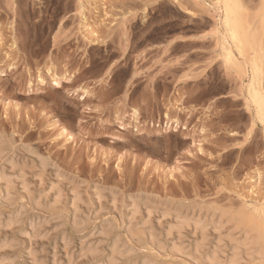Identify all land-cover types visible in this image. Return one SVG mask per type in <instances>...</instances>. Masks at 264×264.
<instances>
[{"label": "rangeland", "instance_id": "1", "mask_svg": "<svg viewBox=\"0 0 264 264\" xmlns=\"http://www.w3.org/2000/svg\"><path fill=\"white\" fill-rule=\"evenodd\" d=\"M178 1L179 3L173 0H0V154L3 155L0 157V219L2 218L0 220L2 221L0 222V250L3 245L5 246V249L0 252V264H99L98 262L101 264L103 261L108 264L105 258L109 260L110 257L115 258L114 264H119L120 261L122 262L120 264H132L135 261V264L144 262L156 264L155 261L159 258L157 264H167V262L168 264H187L186 261L188 264H202L193 254L195 249L192 248L197 249V245L199 248H204L200 253H206L203 255L201 253V261H205L217 249L223 248L225 250L221 249L219 252L225 253L218 254L224 264H228L230 258L227 261L226 256L231 257L229 255L233 253L235 243L234 245L226 243V240L220 243V237H223L227 228L223 229L224 231L221 229L220 233L217 230L218 233L215 234V222L218 220L210 215L218 207L236 209L244 206L246 209L247 207L253 209L264 203V148L260 150L257 145L252 144L238 151H229L228 144L232 142L223 138L224 136L219 132V126L212 125L206 131L196 117L197 108L182 107V101L179 100L180 95H177L175 99L164 98L160 104L162 105L160 114H157L153 107L156 106L157 101L148 95L147 100L149 101L144 102L147 105L141 110H138L130 101L120 102L118 98H112L106 118L92 119L88 115L89 112L98 110L95 107L94 111H91L92 108L88 102V98L93 96L89 90V85H93V80L97 82V89L109 88L119 92L126 86L131 88L136 82L131 81L130 67L133 63V55L138 54V51L151 47L152 43L166 36H180L184 31L185 33H196L205 30L211 20L215 21L213 15L206 11L199 1V3L194 0ZM242 2L248 6V9L246 8L248 20H252L264 7L263 0H242ZM81 10L87 19L85 27H82L80 22L79 12ZM90 38H96L100 43L91 47ZM119 59H125L127 65L116 70L115 66ZM110 62L112 65L108 66ZM48 67H51L53 73L58 76H71V82L63 84L59 89L51 87L45 75ZM39 73L46 79L45 86H38L36 83V76ZM134 85L135 87L128 95L129 99L138 97V84ZM83 88L88 89L90 95L80 100L78 96ZM74 90H77L76 94L73 93ZM135 109L136 119L133 117ZM233 116L239 125V130L247 136L248 132H245L244 125L246 117L241 113ZM166 122H169L167 128ZM172 122L175 124L177 122V130L170 127ZM120 124L124 126V129H120ZM62 128L66 130L70 139L64 137L65 135H60ZM183 128L186 129L183 130ZM22 165L25 168L20 169ZM18 169L26 170L22 172L23 181L26 182L25 186L20 182L22 178L19 177L21 173ZM2 173L5 177L1 175ZM17 176L20 179H17ZM9 180L13 181V186H7L6 182ZM18 182L23 186H20ZM55 184L59 186L56 190L54 189ZM26 188L28 192L23 191ZM49 192V195L45 194ZM71 192L75 195L72 196ZM29 193H32L35 198ZM57 193L61 195L60 205L53 200L54 195L58 197ZM76 194L80 195V202L81 200L82 202L79 204L78 201L79 205L76 203V206H71L70 203H75V200L74 202L71 200L74 197L76 199ZM98 194L103 196H97ZM8 195L11 197L8 198ZM42 195L45 199L48 198L44 203V206L48 207L43 206L45 199ZM49 197L52 202L49 201ZM112 197V201L116 203L111 202ZM27 198L33 202L38 198L42 199L41 201L38 199L40 207L36 206L38 201H36L37 204L29 203ZM99 198L103 199L99 200ZM2 199L5 200L2 201ZM210 203L211 205H207ZM112 204L114 208L117 206V209L113 210ZM80 205L84 206L79 207ZM148 205L150 208H155L151 214H148L150 210ZM74 206L75 208L78 206L75 213L77 210L83 212L80 211L73 215ZM161 206L164 207V212ZM49 207H53L51 209L54 210L52 211ZM131 207L133 209H130ZM24 208L25 211H23ZM136 209L137 213L134 214ZM165 209L167 213L171 211L169 215L165 213ZM86 210L88 212H85ZM174 211L176 213L178 211L179 215ZM16 214L20 218L14 216ZM81 214L87 219L79 218ZM175 215H177L176 218L182 215L194 221L196 216L200 215L201 220L206 219V224L211 222L214 228L207 224L208 228L211 227L209 229L204 222L207 242L201 239L202 236L200 237L201 229L192 228L190 223L189 226L192 229L195 228V232L189 229L188 225L183 227L185 231L182 229V233L178 232L179 235L175 231H170L168 228L175 223L177 225L176 218H173ZM130 216L135 222L133 224L129 222L130 229H128V221H132ZM164 216L167 217L163 218ZM71 217H73V222H71ZM208 217L214 219V222ZM14 218L19 222H14ZM59 218H64L63 222ZM74 218L78 219V224ZM118 219L122 220L120 222H123V226L119 224ZM81 220L89 222L91 226L88 223H82ZM79 221L82 224H79ZM145 221L149 223L148 227L144 226ZM194 221L191 222L192 225ZM12 222L15 224L11 225ZM8 223L10 228L5 227ZM140 223L143 225L141 226ZM72 224L79 226L75 227L76 232L72 230ZM119 225L123 227L121 230ZM175 225L170 229L175 230L174 228L178 226ZM124 227L129 233H125L127 229ZM167 229L170 233L166 232ZM211 229H215V231L212 230L213 234H211ZM25 230L26 234L20 233ZM111 233L114 234L112 235L116 237V240H119L120 245L125 244L119 246V248L122 247L121 254L126 253V249L130 250L129 253L127 251L123 254L126 258L123 256L119 259L121 254L119 257L107 254H111L110 246H113L112 242L115 240ZM117 234L119 237L116 236ZM238 234H234L236 240L242 241V235L239 234L241 237L239 238ZM168 235L172 236L168 237ZM4 238L6 242H3ZM183 238L184 241H182ZM130 239L133 241H128ZM13 240H16L15 243L18 245L14 244ZM161 240L163 243L166 242L163 244ZM173 240H177L176 244ZM180 240L184 246L181 245ZM216 240L217 242L219 240L220 246L217 245ZM127 241L129 244L126 243ZM5 243L12 247L7 245L9 248H6ZM98 243L101 246H98ZM138 243L142 246L140 247ZM186 243L188 245H185ZM159 245L165 248V252L159 250ZM175 245L183 248L185 252L188 251L186 252L188 254L173 253L171 249ZM210 245L216 249L214 250ZM89 246L90 248L95 247L94 256L99 253L96 258L93 256L94 253L90 254L93 250L88 249ZM207 247L212 252H209ZM231 247L232 249H229ZM99 249L102 253L98 251ZM103 252L108 256L106 257ZM130 252L134 253L135 257ZM190 254L193 256L191 257ZM244 256H242L244 260H241L244 264H264L262 263L264 256L256 257V259L253 257L250 260L245 259Z\"/></svg>", "mask_w": 264, "mask_h": 264}, {"label": "bare ground", "instance_id": "2", "mask_svg": "<svg viewBox=\"0 0 264 264\" xmlns=\"http://www.w3.org/2000/svg\"><path fill=\"white\" fill-rule=\"evenodd\" d=\"M194 1H196V2H198L200 5H202L203 6V8H205L206 9V11H208L209 13H211L212 15H213V17H214V22H215V25H214V27H215V29H214V32H215V36H216V39H217V42L219 43V45L221 46V50H222V53H223V59H224V61L226 62V63H228V64H231L232 66H233V68L235 69V70H240L241 72H242V75H243V79H242V83H241V87H240V99H242L243 100V103H244V106H245V108L248 110V112H250V115H251V117H252V120L253 121H255V122H257V123H259V125H260V127L262 128V134H263V137H264V91H263V89H264V87H262V80H263V74H264V57H263V37H264V7L260 10V12L252 19V20H248V18H247V14H246V7H245V5H244V3L242 2V0H194ZM264 1V0H263ZM173 2H175V3H179V1L178 0H173ZM192 2V1H191ZM80 5H81V2H80ZM82 6V5H81ZM179 7V6H178ZM182 7V6H181ZM83 8V7H82ZM84 9V8H83ZM82 9V10H83ZM80 11L79 13H80V15L79 16H81V26L82 27H85L84 25L86 24V16L84 15V13H83V11ZM189 10V9H188ZM191 12V11H190ZM186 13H187V11H186ZM145 18V17H144ZM143 18V19H144ZM123 22V21H122ZM87 25V24H86ZM258 26H259V28H258ZM87 28V27H86ZM88 29V28H87ZM125 33V32H124ZM95 36V34H92V36ZM91 36V37H92ZM90 42H94V43H97L98 42V39H94V38H91V40H90ZM14 48V46L12 45V49ZM220 48V47H219ZM219 54H220V52H219ZM220 58V57H219ZM221 59V58H220ZM221 61H223L222 59H221ZM225 65V64H224ZM227 65V64H226ZM225 65V66H226ZM239 71V72H240ZM3 75V74H2ZM45 75L48 77L47 79H48V81H49V83H50V85H51V87H53V88H55V89H59V88H61L62 87V85L63 84H67V83H70L71 82V76H58L57 74H54L53 73V69L51 68V67H48L47 69H46V71H45ZM44 76V75H43ZM43 76H42V74L41 73H39V74H37V76H36V83H37V85L38 86H45L46 85V79H44L43 78ZM136 76H137V74H136ZM35 84V83H34ZM28 87V86H27ZM34 88V87H33ZM28 89H30V88H28ZM78 90V89H77ZM77 90H74L73 91V93L74 94H76V92H77ZM31 91V90H30ZM79 91V90H78ZM81 91V90H80ZM69 92V91H68ZM81 93V92H80ZM88 95H90L89 94V90L88 89H82V93L78 96L79 97V99L80 100H83V99H85ZM133 117H135V119H136V117H137V111H136V109L135 110H133ZM251 120V121H252ZM168 123L169 122H166V128L168 127ZM256 124V123H255ZM120 126V129L122 130V129H124V126H122L121 124L119 125ZM170 127H173V130H177V128H178V124H177V122H176V124H175V122H172V124L170 125ZM169 127V128H170ZM186 128H183V130H185ZM201 132V131H200ZM60 135L62 136V135H65L64 137H66L67 139H70V136L68 135V133L66 132V130L65 129H63L62 128V130H61V133H60ZM192 143H194V141L192 142ZM29 148V147H28ZM30 150V149H29ZM4 152H5V150H4ZM3 152V153H4ZM7 152V151H6ZM27 153V152H26ZM1 155H2V153L0 154V157H1ZM29 155V154H28ZM3 156V155H2ZM36 157V156H35ZM37 158V157H36ZM39 159V158H38ZM41 160V159H40ZM39 160V161H40ZM12 162V161H11ZM14 162V161H13ZM43 163H45V162H43ZM13 164V163H12ZM18 164V163H17ZM47 164V163H46ZM14 165V164H13ZM17 166H19V165H17ZM13 167V166H12ZM15 168V167H14ZM23 168H25V167H23V165H22V168H20V169H23ZM2 169V168H1ZM20 169H18V170H20ZM12 170H14V169H12ZM2 171V170H1ZM4 171V170H3ZM23 171H26V170H23ZM22 170H20V171H18L19 173H21V174H19L20 176L19 177H21L22 178V181L20 180V182L21 183H23V185L26 183H24V181H23V176H24V172H23ZM17 172V173H18ZM23 172V173H22ZM13 173H15V172H13ZM22 174H23V176H22ZM1 175H3L4 176V174L2 173ZM5 175H7V174H5ZM9 175V174H8ZM2 176V177H3ZM14 176H15V174H14ZM1 177V176H0ZM5 177V176H4ZM3 177V178H4ZM7 177V176H6ZM10 177H11V175H10ZM13 177V176H12ZM9 178V177H8ZM8 178L6 179V180H8ZM15 178V177H14ZM13 178V179H14ZM11 180H12V178H10ZM16 179V178H15ZM17 179H20V178H18V176H17ZM1 180V179H0ZM11 180H9V181H7L6 183H7V186L8 187H10L11 185H12V183H13V181H11ZM15 181V180H14ZM26 181V180H25ZM20 183V184H21ZM14 184H16V183H14ZM18 184H19V182H18ZM19 184V185H20ZM18 185V186H19ZM23 185H20V186H23ZM26 185V184H25ZM24 185V186H25ZM59 185V184H58ZM13 186V185H12ZM55 190H56V188L58 187L59 188V186H57L56 184H55ZM15 187V186H14ZM13 187V188H14ZM27 187V186H26ZM29 187V186H28ZM12 188V187H11ZM22 188H25V187H22ZM52 189H53V186L51 187ZM50 188V190H52ZM95 188V187H94ZM16 189V188H15ZM21 189V188H20ZM98 189H100L99 187H98ZM1 190V189H0ZM5 190V189H4ZM7 190V189H6ZM13 190V189H12ZM11 190V191H12ZM25 190H27V188L26 189H24L23 191H25ZM61 190V189H60ZM73 190V189H72ZM83 190V189H82ZM2 191H3V189H2ZM1 191V192H2ZM8 191V190H7ZM15 191V190H14ZM19 191H21V190H19ZM23 191H21V192H23ZM57 191H58V189H57ZM78 191V190H77ZM83 191H85V190H83ZM97 191V190H96ZM3 192H6V191H3ZM20 192V193H21ZM27 192H28V190H27ZM27 192L25 193V195L27 194ZM33 192V191H32ZM51 192V191H50ZM50 192L49 193H45L46 195H49L50 194ZM101 192V191H100ZM14 193V192H13ZM34 193V192H33ZM56 193V192H55ZM54 193V194H55ZM61 193V192H60ZM60 193H57V195H58V197L56 196V195H54V198H53V200H55V203H59V204H57V205H60V200H61V198H60ZM72 193V196L73 195H75V193L73 194V192H71ZM76 193H78V192H76ZM94 193V192H93ZM99 193V192H98ZM8 194H10V192L8 193ZM30 194V193H29ZM39 194V193H38ZM63 194V193H62ZM23 195V194H22ZM32 197H33V195H32V193L30 194ZM35 195V194H34ZM95 195H96V193H95ZM100 195H102V194H98L97 196H100ZM1 196H3V195H1ZM6 196V195H5ZM12 196H15V195H12ZM24 196V195H23ZM27 196V195H26ZM40 196V195H39ZM38 196V197H39ZM56 196V197H55ZM76 196H77V194H76ZM80 196V195H79ZM79 196H77L76 197V199H74L73 198V200H71V202L73 201L74 202V200H75V203L74 204H71L70 203V205L72 206V205H75L76 206V203L79 201V204L82 202V200H81V202H80V197ZM97 196H95V197H97ZM103 196V195H102ZM9 197H11V196H9L8 195V198ZM16 197V196H15ZM22 197V196H21ZM29 197V196H28ZM31 197V198H32ZM42 197H43V195H42ZM41 197V198H42ZM46 197H48V196H46ZM114 197V196H113ZM113 197L111 198V202H114V201H112L113 200ZM140 197V196H139ZM139 197H136V198H138L139 199ZM1 198H3V197H1ZM14 198V197H13ZM24 198H26L25 196H24ZM33 198H35V196L33 197ZM40 198V197H39ZM38 198V199H39ZM44 199H45V197H43ZM50 198V197H49ZM57 198V199H56ZM64 198V197H63ZM89 198V197H88ZM87 198V199H88ZM122 198V197H121ZM128 199H129V197H127ZM132 198V197H131ZM134 198V197H133ZM142 198V197H141ZM27 199H29V198H27ZM36 200V201H38V205H36L37 207H40L39 206V200L41 201L42 199H39V200ZM46 199H48V198H46ZM46 199H45V201H43V206H44V203L46 202ZM82 199H83V196H82ZM100 199H103V198H99V200ZM120 199V198H119ZM138 199H135V200H137L138 201ZM156 199V198H155ZM3 200H5V199H2V201ZM33 200V199H32ZM52 199L50 198L49 199V201H51ZM91 199H89V201H90ZM130 201H132V199H129ZM10 201V200H9ZM11 201H12V199H11ZM26 201V200H25ZM36 201L35 202H33V201H30V199H29V203L30 202H33V203H36ZM67 201V200H66ZM88 201V200H87ZM93 201V200H92ZM97 201H98V199H97ZM137 201H133V202H137ZM143 201H146V200H143ZM13 202V201H12ZM28 202V201H27ZM26 202V203H27ZM52 202V201H51ZM85 202V201H84ZM91 202V201H90ZM90 202L88 203V204H90ZM147 202V201H146ZM145 202V203H146ZM162 202V201H161ZM166 202H167V200H166ZM1 203V202H0ZM28 203V204H29ZM97 203H99V202H97ZM114 203H116V202H114ZM119 203V202H118ZM131 203V202H130ZM134 203V204H135ZM150 203V202H149ZM154 203V202H153ZM152 203V204H153ZM205 203V202H204ZM212 203V202H211ZM211 203L210 204H207V205H211ZM252 203H254V202H252ZM5 204H6V202H5ZM27 204V205H28ZM32 204V203H31ZM37 204V203H36ZM42 204V203H41ZM47 204V203H46ZM50 204V203H49ZM48 204V205H49ZM52 204H54V202L52 203ZM78 203H77V205H79ZM87 204V205H88ZM99 204H101V203H99ZM98 204V205H99ZM104 204V203H103ZM167 204V203H166ZM201 204V203H200ZM212 204H214V202L212 203ZM256 204V203H255ZM35 205V204H34ZM34 205H33V207H34ZM56 205V206H57ZM65 205H67L66 203H65ZM70 205H68V207L70 206ZM85 205V204H84ZM84 205H80L79 207H81V206H84ZM91 205H92V202H91ZM97 205V206H98ZM131 205V204H130ZM135 205H137V204H135ZM146 205V204H145ZM150 205V204H149ZM149 205H148V207H149ZM157 206H158V204H156ZM179 205V204H178ZM189 205V204H188ZM214 205H216V204H214ZM219 205V204H218ZM26 205H24V207H25ZM42 206V205H41ZM46 207H48L47 205H45ZM44 206V207H45ZM75 206L73 207L74 209V211H73V215H74V213H75V209H77V207L75 208ZM90 206V205H89ZM89 206H88V208H89ZM105 206V205H104ZM119 206V205H118ZM150 206H153V207H155L154 205H150ZM156 206V207H157ZM166 206V205H165ZM194 206H195V203H194ZM203 206V205H202ZM44 207H42V208H44ZM65 207V206H64ZM87 207V206H86ZM99 207V206H98ZM117 207V206H116ZM115 207V208H116ZM136 207V206H135ZM138 207V212H140L139 211V206H137ZM147 207V209H149ZM153 207H151L150 208V210L148 211V214H151V213H153L152 211H154L155 210V208H153ZM162 207V206H161ZM179 207H181V205L179 206ZM200 207V206H199ZM205 208H206V206H204ZM207 207H209L210 208V206H207ZM213 207V206H212ZM29 208H31V207H29ZM41 208V209H42ZM50 209L51 208H53V207H49ZM48 208V209H49ZM90 208H92V206L90 207ZM112 208H113V210H115V208H114V206H113V204H112ZM120 208V207H119ZM158 208V207H157ZM163 208V209H162ZM161 209H162V211L164 212V207H162ZM191 208H192V206H191ZM196 208V207H195ZM198 208V207H197ZM248 209H246V208H244V206L243 207H238V208H236V209H233V208H231V207H227V208H223V207H218V208H212V209H214L212 212H211V217L212 218H216L217 220H218V222H215V229H216V233L215 234H217L219 231L221 232V229H222V231H224L226 228H227V230H229L228 231V233L225 231L224 232V235H225V233H226V235L224 236L223 235V233L221 234V235H223V237L221 238L220 237V243L221 242H223V240H226L227 242L226 243H231V244H233V243H235V245H234V251H233V253L231 254V255H229V256H231V257H228L227 258V256H226V259H227V261L229 260V258H230V260H229V262H228V264H244V263H242V261L241 260H244V259H242V256L243 255H245L244 257H245V259L246 258H248V260H250L251 258H253V257H255V259H256V257H262V256H264V203L262 204V205H260L259 207H254L253 209H250L249 207H247ZM37 210L38 209H40V208H36ZM47 209V210H48ZM57 209V208H56ZM63 209V208H62ZM85 209H87V208H85ZM117 209V208H116ZM121 209H123V208H121ZM130 209H133L132 207L130 208ZM154 209V210H153ZM159 209V208H158ZM190 209V208H189ZM19 210H21V209H19ZM35 210V209H34ZM46 210V209H45ZM46 210V211H47ZM52 210V209H51ZM51 210H49L50 212H51ZM54 210V209H53ZM52 210V211H53ZM64 210H65V208H64ZM84 210V209H83ZM89 210V209H88ZM98 210H99V208H98ZM101 210H102V208H101ZM185 210V209H184ZM187 210V209H186ZM202 210V209H201ZM205 210V209H204ZM206 210H207V208H206ZM205 210V211H206ZM22 211V210H21ZM21 211H19L20 213H21ZM23 211H25V208H24V210ZM26 211H28V210H26ZM41 211V210H40ZM58 211H59V209H58ZM69 211V210H68ZM71 211V210H70ZM80 211H82V210H80ZM79 210H77L76 211V213L78 214V212H80ZM119 212H120V210H118ZM146 211V210H145ZM167 211H169V210H167ZM209 211V210H208ZM43 212V211H42ZM41 212V213H42ZM55 212V211H54ZM62 212V211H61ZM66 212V211H65ZM83 212V211H82ZM85 212H88L87 210L85 211ZM101 212V211H100ZM163 212H161L162 214H163ZM171 212V211H170ZM170 212H168L169 214H170ZM175 213H176V211H174ZM173 212V213H174ZM200 212V211H199ZM20 213H18V214H20ZM44 213V212H43ZM42 213V214H43ZM75 213V214H76ZM98 213V212H97ZM114 213H118V212H114ZM137 213V209H136V211L134 210V214H136ZM147 213V212H146ZM165 213L166 214H168L167 212H166V209H165ZM173 213H172V216H173ZM174 213V214H175ZM177 213H178V211H177ZM176 213V214H177ZM202 213V212H201ZM18 214H16V215H14V216H19ZM27 214V213H26ZM65 214V213H64ZM80 214V213H79ZM89 214H90V212H89ZM96 214V213H95ZM95 214H94V216H95ZM101 214V213H100ZM134 214H133V217H134ZM165 214V215H166ZM168 214V215H169ZM194 214V213H193ZM208 214H209V212H208ZM2 215V214H1ZM69 215V214H68ZM86 215V214H85ZM97 215V214H96ZM164 215V214H163ZM177 215H179V213L177 214ZM177 215H175L173 218L175 219L176 218V216ZM204 215V214H203ZM9 216V215H8ZM7 216V217H8ZM13 216V215H12ZM13 216V217H14ZM66 216V215H65ZM76 216V215H75ZM83 216H84V214H83ZM89 216V215H88ZM93 215H92V217H94ZM118 216V215H117ZM160 216V215H159ZM171 216V217H172ZM192 216V215H191ZM1 217V216H0ZM17 217H15V218H17ZM60 217H62V215L60 216ZM77 217V216H76ZM79 218L80 217H82V214H81V216L79 215L78 216ZM85 217V216H84ZM84 217H82V218H84ZM136 217H137V215H136ZM149 217V216H148ZM148 217H146V219L148 218ZM165 217H167V216H164L163 218H165ZM190 217V216H189ZM205 217H206V215H205ZM12 221H13V219L11 218V217H9ZM14 218V222H16V223H18L19 221L17 220V219H15ZM19 218H20V216H19ZM32 218H34V216H32ZM40 218V217H39ZM95 218H96V216H95ZM121 218V217H120ZM119 218V219H120ZM129 218H132L131 216L129 217ZM191 218V217H190ZM193 218V217H192ZM196 218H197V220H196ZM196 218H195V221L194 220H192V219H188L187 217H182V215L181 216H179L178 218H176V221H177V225H175L174 223V225L175 226H177V228H174L175 230H173V229H170V228H173L174 227V225H172V223H171V225H172V227H170V225H169V227L170 228H168L170 231H175V232H181V230L183 229V227L185 226V225H188L189 226V223H190V225L192 226V228L193 227H195V228H200L201 229V231H199L201 234H200V237H201V239H204L205 240V237H207L206 236V233H205V230H206V225L207 224H210V226H211V222H209V223H207L206 224V219H204V220H201V217H200V215L199 216H196ZM208 218H210V217H208ZM212 218H210V219H212ZM2 219V218H1ZM0 219V220H1ZM8 219V218H7ZM7 219H5V220H7ZM59 219H62V222H63V220H64V218H59ZM71 219H72V221L71 222H73V217H71ZM75 219V218H74ZM84 219H87V217H85ZM98 219V218H97ZM115 219V218H114ZM117 219V218H116ZM118 219V220H119ZM122 219H123V217H122ZM209 219V220H210ZM17 220V221H16ZM75 220H77V224H78V219H75ZM74 220V221H75ZM94 220H96V219H94ZM131 220V219H130ZM134 220V218H132V221H128V223L130 222V223H132L133 224V222H135V221H133ZM194 221V223H193V225L191 224V222L192 221ZM213 220V222H214V219H212ZM8 221V220H7ZM32 221V220H31ZM84 221V220H83ZM115 221H117V220H115ZM120 221H122V220H119V222ZM147 221V220H146ZM145 221V222H146ZM175 221V220H174ZM0 222H2V221H0ZM6 222V221H5ZM4 222V223H5ZM14 222H12V224L11 225H14L15 223ZM68 222V221H67ZM81 222H82V220H81ZM80 221H79V224H82V223H88L89 224V222H87V221H85V222H82L81 223ZM103 222V221H102ZM112 222V221H111ZM149 222V221H148ZM204 222H205V224L206 225H204ZM3 223V224H4ZM7 223V222H6ZM10 223V222H9ZM8 223V226L10 225ZM107 223H108V221H107ZM125 223V222H124ZM130 223H129V228L128 229H130ZM137 223V222H136ZM164 223V222H163ZM3 224H2V226H3ZM32 224V223H31ZM117 224H118V222H117ZM119 224H122V226L124 225L123 224V222L121 223H119ZM126 224V223H125ZM149 223H147L146 222V224H144V226L146 227H148L149 225H148ZM151 224V223H150ZM160 224V223H159ZM214 223H212V225H213ZM6 225V224H5ZM4 225V226H5ZM65 225V224H64ZM67 225V224H66ZM75 225H76V223H75ZM104 225V222H103V224H102V226ZM113 225V224H112ZM140 225L142 226L143 224H141L140 223ZM140 225H139V227H140ZM0 226H1V224H0ZM5 226L6 228H10L11 226ZM81 226V225H80ZM85 227H88V225H84ZM83 226V227H84ZM89 226H91L90 224H89ZM109 226V225H108ZM118 226V225H117ZM120 226V225H119ZM128 226H126V227H128ZM131 226H134V225H131ZM191 226H189L188 228L190 229L191 228ZM31 227H32V225H31ZM30 227V228H31ZM71 227V226H70ZM72 227H73V229L72 230H74L75 232H76V229H75V227L77 228V227H79V226H74V224H72ZM84 227V228H85ZM105 227V226H104ZM103 227V228H104ZM111 227V226H110ZM121 227V226H120ZM120 227H118V228H120ZM158 227V226H157ZM212 227V226H211ZM211 227H209V228H211ZM21 228H23V227H21ZM101 228V227H100ZM123 227H121L120 228V230L122 229ZM137 228V227H136ZM141 228V227H140ZM161 228V227H160ZM191 228V229H192ZM194 228V229H195ZM207 228H208V225H207ZM208 228V229H209ZM212 228H214V226L212 227ZM26 229V228H25ZM79 229V228H78ZM115 229H117V228H115ZM124 229H127V228H125L124 227ZM128 229L127 230H125V233L127 232V233H129L128 232ZM133 229V228H132ZM149 229H151V228H149ZM168 229L166 230V232L168 231ZM186 229H187V226H186ZM188 229V230H189ZM194 229H192V231L193 232H195V230ZM215 229H211L210 231H212V230H214L215 231ZM224 229V230H223ZM21 230V229H20ZM23 230V229H22ZM37 230V229H36ZM36 230H35V232H36ZM101 230V229H100ZM103 230V229H102ZM107 230V229H106ZM106 230H104V232L106 231ZM110 230H112V229H110ZM139 229L137 228V231H138ZM140 230H144V229H140ZM146 230V229H145ZM161 230V229H160ZM178 230V231H177ZM184 230V229H183ZM217 230H218V232H217ZM15 231V230H14ZM17 231V230H16ZM39 231V230H38ZM70 231H71V229H70ZM132 231H134V229L132 230ZM152 231V230H151ZM170 231H168L167 233H170ZM185 231V230H184ZM190 231V230H189ZM196 231H198V230H196ZM18 232V231H17ZM24 232V234H26V230L25 231H21L20 233L22 234ZM31 232H32V230H31ZM73 232V231H72ZM116 232V231H115ZM118 232H121V231H118ZM124 232V231H123ZM144 232V231H143ZM146 232V231H145ZM157 232V231H156ZM155 232V233H156ZM159 232V231H158ZM165 232V233H166ZM188 232V231H187ZM186 232V233H187ZM206 232H208V231H206ZM219 232V233H220ZM13 233V232H12ZM19 233V232H18ZM33 233V232H32ZM81 233V232H80ZM101 235H103V232L101 231ZM117 233V232H116ZM126 233V234H127ZM139 233H140V231H139ZM152 232H150V234H151ZM164 233V234H165ZM166 233V234H167ZM182 233V232H181ZM190 233V232H189ZM214 232L212 231V233L211 234H213ZM236 233H239L240 235H242V241L241 240H239V241H241L240 243H239V241L238 240H236V237H235V235L234 234H236ZM15 234V233H14ZM17 234V233H16ZM15 234V235H16ZM99 234H100V232H99ZM113 233H111V235H112ZM121 234V233H120ZM126 234L124 235V236H126ZM176 234V233H175ZM175 234H173L174 236H175ZM198 234V233H197ZM239 234H238V236L237 237H239ZM114 235V234H113ZM112 235V236H113ZM136 235V234H135ZM139 236L141 235V234H138ZM151 235H154V234H151ZM156 235V234H155ZM158 235V234H157ZM178 235H179V233H178ZM181 235V234H180ZM199 235V234H198ZM210 235V234H209ZM18 236V235H17ZM31 236V235H30ZM116 236H118L119 237V235L117 234ZM123 236V237H124ZM130 236V235H129ZM144 236V235H143ZM161 236V235H160ZM160 236H159V238H160ZM167 236V235H166ZM165 236V237H166ZM172 236V235H171ZM171 236H169L168 235V237H171ZM173 236V237H174ZM189 236V235H188ZM195 236V235H194ZM215 236V235H214ZM217 236H220V235H217ZM217 236H216V238H217ZM232 236H234V238L232 237ZM106 237V236H105ZM122 237V238H123ZM148 237H150V236H148ZM153 237V236H152ZM155 237V236H154ZM162 237V236H161ZM164 237V238H165ZM168 237H166V238H168ZM181 237V236H180ZM184 237V236H183ZM16 238V237H15ZM107 238V237H106ZM112 238V237H111ZM115 238V240H114V242H112V240H111V242L113 243V246H110L111 247V249L109 248V250H111V254L110 253H107L108 255H111L112 257L114 256V257H119V255L121 254L120 253V249L122 248V247H120L119 248V246H121L122 244H124V243H122L121 245H120V243H119V240H116V237L115 236H113V239ZM133 238V237H132ZM143 238V237H142ZM147 238V237H146ZM178 238V237H177ZM195 238V237H194ZM239 238H241V237H239ZM12 239H13V237H12ZM17 239H18V237H17ZM107 239H109V238H107ZM106 239V240H107ZM125 239H126V237H125ZM136 239V238H135ZM134 239V240H135ZM139 239V238H138ZM137 239V240H138ZM141 239V238H140ZM150 239V238H149ZM148 239V240H149ZM169 239H171V238H169ZM186 240H187V238H185ZM208 239H210V238H208ZM213 239V238H212ZM8 240V239H7ZM132 239H130V240H128V241H131ZM142 240V239H141ZM156 240H157V238H156ZM160 240V239H159ZM168 239H166V241H167ZM185 240V241H186ZM14 241V240H13ZM13 241H11V243L13 242ZM22 241H23V239H22ZM105 241V240H104ZM108 241V240H107ZM106 241V242H107ZM126 241V240H125ZM124 241V242H125ZM128 241L126 242V243H128ZM133 241V240H132ZM152 241V240H151ZM163 241H164V239H163ZM165 241V242H166ZM174 241V240H173ZM173 241H172V243H173ZM175 241H177V240H175ZM175 241H174V244H176L175 243ZM179 241V240H178ZM181 241V240H180ZM182 241H184V238H183V240ZM182 241H181V245L182 246H184L183 244H182ZM193 241V240H192ZM206 241V240H205ZM210 241V240H209ZM212 241V240H211ZM238 241V242H237ZM3 242H6L5 241V238H4V241ZM9 242H10V240H9ZM16 242V240L14 241V244H16V245H18L17 243H15ZM18 242V241H17ZM137 242V241H136ZM139 242H140V240H139ZM147 242V241H146ZM150 242V241H149ZM161 242H162V240H161ZM161 242H159V243H161ZM164 242V243H165ZM169 242V241H168ZM167 242V243H168ZM187 242V241H186ZM189 242V241H188ZM198 242V241H197ZM202 242V241H201ZM207 242V241H206ZM216 242H217V240H216ZM7 243H8V241H7ZM101 243V242H100ZM131 243V242H130ZM134 243V242H133ZM152 243H154V242H152ZM163 243V242H162ZM163 243V244H164ZM171 243V242H170ZM180 244V242H177V244ZM183 243H185V242H183ZM193 243V242H192ZM199 243H200V240H199ZM209 243V242H208ZM212 243V242H211ZM210 243V244H211ZM215 243V242H214ZM218 244L217 245H219L220 243H219V240H218V242H217ZM225 243V242H224ZM2 244V243H1ZM4 244V243H3ZM6 244V243H5ZM13 244V243H12ZM13 244V245H14ZM129 244V243H128ZM135 244V243H134ZM139 244V246L141 245L140 243H138ZM189 244H191V243H189ZM196 244V243H195ZM194 244V245H195ZM202 244V243H201ZM7 245H9V244H6V248L8 247ZM100 244L98 243V246H99ZM101 245H103L102 243H101ZM100 245V246H101ZM110 245H111V243H110ZM125 245V244H124ZM157 245V244H156ZM169 245V244H168ZM171 246L173 245V244H170ZM185 245H188L187 243L185 244ZM213 245V244H212ZM222 245H224L223 243H222ZM11 245H9V247H10ZM97 246V247H98ZM123 246V245H122ZM127 246V245H126ZM126 246H124V247H126ZM139 246H137V248H139ZM142 246V245H141ZM140 246V247H141ZM145 246V245H144ZM160 246V249L159 250H162L161 252H165V248H163V246L162 245H159ZM165 247L167 246L166 244L164 245ZM205 246V245H204ZM214 246V245H213ZM213 246H211L210 245V247L211 248H213L214 249V247ZM220 246V245H219ZM218 246V247H219ZM225 246V245H224ZM8 247V248H9ZM12 247V246H11ZM10 247V248H11ZM108 247V246H107ZM123 247V249H126V248H124ZM136 246H134V248H135ZM152 247H153V245H152ZM155 247V246H154ZM189 248H190V245L188 246ZM193 247V246H192ZM217 247V248H218ZM222 247V246H221ZM220 247V248H221ZM227 247V246H226ZM90 248V246L88 247V249ZM95 247H91L90 248V250H93L90 254H93L95 251V249H94ZM100 248V247H99ZM130 248V247H129ZM185 248V247H184ZM188 248V249H189ZM199 246L197 245V249L196 248H192L193 250L195 249V253H193L194 254V256L200 261V263H202V264H224V262L222 261V259H221V257L219 256V254L218 253H221V252H219L221 249L223 250V248H219L220 250H218L217 249V251H214V252H212L208 247V249H209V252L211 251L212 253H211V255L209 256V257H207L206 258V260L204 261H201V253H200V251H201V249L203 248V247H201V248H199ZM206 248V249H207ZM5 249V246L3 245V247H2V249L0 250V252L2 251V250H4ZM14 249V248H13ZM87 249V250H88ZM97 249V248H96ZM106 249V248H105ZM104 249V250H105ZM108 249V248H107ZM106 249V250H107ZM145 249V248H144ZM183 248H181L180 246L179 247H177L176 245L175 246H173L172 247V249H171V251L173 252V253H181V254H183V255H186V254H188V253H186V252H188V251H183L182 250ZM191 249V250H192ZM212 249V250H213ZM216 249V248H215ZM214 249V250H215ZM229 249H232V247L231 248H229ZM86 250V251H87ZM90 250L88 251V252H90ZM103 250V251H104ZM127 251H128V249H126ZM146 250V249H145ZM185 250V249H184ZM203 250H204V248H203ZM225 250V249H224ZM223 250V251H224ZM12 251V250H11ZM98 251H101L100 249L98 250ZM125 251V250H124ZM127 251H125L126 253H127ZM130 251V250H129ZM129 251H128V253H129ZM136 251V250H135ZM157 251H158V248H157ZM207 251V250H206ZM227 251H228V248H227ZM13 252V251H12ZM96 252H97V250H96ZM106 252V251H105ZM105 252H103V254L105 253ZM108 252V251H107ZM122 252H123V250H122ZM131 252H133L132 251V248H131ZM130 252V254H134V253H131ZM168 252V251H167ZM183 252H185V253H183ZM204 252V251H203ZM230 252V251H229ZM100 253H102V251L100 252ZM126 253H123V254H126ZM136 253V252H135ZM169 253H170V251H169ZM205 253V252H204ZM204 253H202V255L204 254ZM222 253H225V252H222ZM220 254V255H223V254ZM5 254H7V253H5ZM10 254H11V252H10ZM15 254V253H14ZM89 254V255H90ZM98 255H99V253H97ZM97 254H96V256H94L95 255V253L93 254V256L96 258L97 257ZM105 255L106 257L108 256V255ZM123 254H121L120 255V257H119V259H121V257H125V255H123ZM138 254H139V252H138ZM137 254V255H138ZM156 254H158V253H156ZM160 254V253H159ZM206 254V253H205ZM209 254V253H208ZM9 255V254H8ZM104 255H102L103 256V258H104ZM171 255H173V254H171ZM191 255V254H190ZM189 255V256H190ZM226 255V254H225ZM126 256H128V255H126ZM131 256V255H130ZM134 256V255H133ZM156 256V255H155ZM169 256V255H168ZM174 256V255H173ZM173 256H170L171 258L173 257ZM193 255H191V257H192ZM4 257V256H3ZM8 257V256H7ZM12 257V256H11ZM86 257V256H85ZM89 257V256H88ZM93 257V258H94ZM135 257V256H134ZM147 257H149L150 258V256H147ZM162 257V256H161ZM165 257V256H164ZM163 257V258H164ZM177 257V256H176ZM191 257H188V258H191ZM9 258H10V256H9ZM94 258V260H96ZM98 258H99V256H98ZM126 258V257H125ZM130 258H132V257H130ZM90 259V258H89ZM106 259V262L108 261V264H114V259L115 258H111L110 257V259L109 260H107L108 258H105ZM142 259V258H141ZM145 259V258H144ZM148 259V258H147ZM160 259V258H159ZM159 259H157V261L159 260ZM170 259V258H169ZM178 259V258H177ZM224 260H225V257L223 258ZM264 259V258H263ZM262 258H261V260H263ZM168 260V259H167ZM175 260V259H174ZM173 260V261H174ZM181 260V259H180ZM258 260V259H257ZM87 261V260H86ZM91 261V260H90ZM148 261V260H147ZM152 261H154V260H152ZM157 261H155L156 262V264H157ZM191 261H192V259H191ZM226 261V260H225ZM247 260H245V262H246ZM264 261V260H263ZM12 262H14V261H12ZM11 262V263H12ZM98 262V261H97ZM116 262H117V260H116ZM123 262H124V260H123ZM129 262V261H128ZM131 262H132V260H131ZM130 262V263H131ZM134 262V261H133ZM136 262V261H135ZM135 262L134 263H132V264H135ZM195 262V261H194ZM244 262V261H243ZM255 262V261H254ZM87 263H88V261H87ZM94 263V262H93ZM99 264H100V262H98ZM104 263V261L103 262H101V264H103ZM120 263H122L121 261H120ZM119 263V264H120ZM125 263H127V261L125 262ZM142 263V262H141ZM145 263V262H144ZM144 263H142V264H144ZM162 263V262H161ZM172 263V262H171ZM186 263L188 264V262L186 261ZM199 263V262H198ZM248 263V262H247ZM250 263H251V261H250ZM253 263V262H252ZM262 263H264V262H262ZM90 264V263H89ZM104 264H106V263H104ZM127 264H129V263H127ZM137 264V263H136ZM146 264V263H145ZM167 264H168V262H167ZM180 264V263H179ZM194 264V263H193Z\"/></svg>", "mask_w": 264, "mask_h": 264}, {"label": "crops", "instance_id": "3", "mask_svg": "<svg viewBox=\"0 0 264 264\" xmlns=\"http://www.w3.org/2000/svg\"><path fill=\"white\" fill-rule=\"evenodd\" d=\"M244 5L248 9L245 3ZM214 25L215 22L211 20L205 30L196 33L184 31L180 36H166L152 43L151 47L138 51V54L133 55V63L130 67L131 81L136 82L131 88L126 86L119 92L109 88L97 89V82L93 80V85H89L93 96L88 98V102L91 111H94L95 107L98 110L89 112V117L106 118L112 98H118L120 102L130 101L141 110L147 105L144 102L149 101L148 95L157 101L156 106L153 107L154 111L160 114L162 113L160 104L164 98L175 99L180 95L182 107L197 108L196 117L205 130L212 125L219 126L223 138L232 142L228 144L229 151H238L252 144L262 150L264 148L262 128L259 123L252 120L250 112L240 99L243 75L240 70H235L231 64L224 61L221 46L215 36ZM97 43H100L99 40ZM90 44L94 47L96 43ZM124 62L125 59H119L115 66L116 70L126 67L127 62ZM110 65L112 62L108 64ZM134 84H138V97L129 99L128 95L135 87ZM262 87H264V74ZM237 113L246 117L244 125L245 132H248L247 136L239 130V125L233 116Z\"/></svg>", "mask_w": 264, "mask_h": 264}]
</instances>
